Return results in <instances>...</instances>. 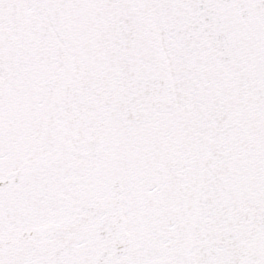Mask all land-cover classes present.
Wrapping results in <instances>:
<instances>
[{
    "label": "snow or ice",
    "instance_id": "1",
    "mask_svg": "<svg viewBox=\"0 0 264 264\" xmlns=\"http://www.w3.org/2000/svg\"><path fill=\"white\" fill-rule=\"evenodd\" d=\"M0 264H264V0H0Z\"/></svg>",
    "mask_w": 264,
    "mask_h": 264
}]
</instances>
